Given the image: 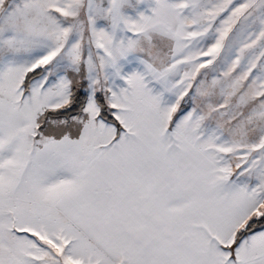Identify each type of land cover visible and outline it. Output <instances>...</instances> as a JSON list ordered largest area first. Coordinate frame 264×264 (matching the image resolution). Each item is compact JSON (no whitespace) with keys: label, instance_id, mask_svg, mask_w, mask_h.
I'll list each match as a JSON object with an SVG mask.
<instances>
[{"label":"snow or ice","instance_id":"6c2138e0","mask_svg":"<svg viewBox=\"0 0 264 264\" xmlns=\"http://www.w3.org/2000/svg\"><path fill=\"white\" fill-rule=\"evenodd\" d=\"M0 264H264V0H0Z\"/></svg>","mask_w":264,"mask_h":264}]
</instances>
